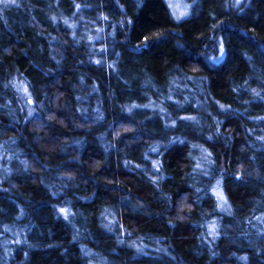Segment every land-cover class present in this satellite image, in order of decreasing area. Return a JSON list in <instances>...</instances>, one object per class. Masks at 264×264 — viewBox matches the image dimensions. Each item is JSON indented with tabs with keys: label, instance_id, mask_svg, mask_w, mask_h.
<instances>
[{
	"label": "trees",
	"instance_id": "1",
	"mask_svg": "<svg viewBox=\"0 0 264 264\" xmlns=\"http://www.w3.org/2000/svg\"><path fill=\"white\" fill-rule=\"evenodd\" d=\"M0 264H264V0L0 3Z\"/></svg>",
	"mask_w": 264,
	"mask_h": 264
},
{
	"label": "rangeland",
	"instance_id": "2",
	"mask_svg": "<svg viewBox=\"0 0 264 264\" xmlns=\"http://www.w3.org/2000/svg\"><path fill=\"white\" fill-rule=\"evenodd\" d=\"M234 1L237 4V0H234ZM243 1L244 0H239V4H241ZM167 2L169 4L171 10L173 11L174 15L176 17H180V18H184V17L188 16L191 7L194 4V0H167ZM220 53L222 54V50L220 51ZM197 162H198L199 166L201 165L203 168L205 167L204 157L199 156V159ZM219 203H221L220 200H219Z\"/></svg>",
	"mask_w": 264,
	"mask_h": 264
},
{
	"label": "snow or ice",
	"instance_id": "3",
	"mask_svg": "<svg viewBox=\"0 0 264 264\" xmlns=\"http://www.w3.org/2000/svg\"><path fill=\"white\" fill-rule=\"evenodd\" d=\"M5 2V0H0V3H3ZM7 2H12L14 3L15 0H7ZM237 4H239V0H237ZM180 17H177V19H179ZM68 21L65 20V23H67ZM147 39V37L145 38ZM221 50H222V53H223V45H221ZM97 63H100L99 61H97ZM25 91H27V89H25ZM221 107H224L223 105H221ZM188 119H194L192 117H186ZM173 123H175L173 121ZM153 151H156V149H153ZM206 151V150H205ZM157 167H158V162H157ZM220 184H221V181H217V188L216 189H213V191L215 192V194L217 195L218 199L220 200V207L223 209L227 204H228V201H227V197L224 195L222 189H220ZM61 213H64L65 216L67 217V214H68V210L66 209H60ZM171 222V221H170ZM210 229H211V232H212V235L215 237L216 235H218L219 233L217 232V226L215 224H212L210 225ZM241 259H247L246 257H241Z\"/></svg>",
	"mask_w": 264,
	"mask_h": 264
},
{
	"label": "clouds",
	"instance_id": "4",
	"mask_svg": "<svg viewBox=\"0 0 264 264\" xmlns=\"http://www.w3.org/2000/svg\"><path fill=\"white\" fill-rule=\"evenodd\" d=\"M10 51V49H5V52H9ZM76 143H80L79 141H77ZM24 163H27L26 161L24 162ZM8 171H10V170H8ZM160 179L162 180V179H164V177L163 176H161L160 177Z\"/></svg>",
	"mask_w": 264,
	"mask_h": 264
}]
</instances>
